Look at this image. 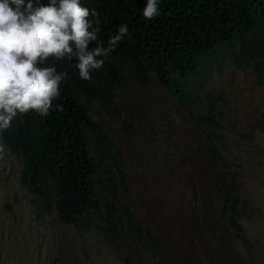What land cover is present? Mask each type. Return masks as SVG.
I'll list each match as a JSON object with an SVG mask.
<instances>
[{
	"label": "trees",
	"instance_id": "16d2710c",
	"mask_svg": "<svg viewBox=\"0 0 264 264\" xmlns=\"http://www.w3.org/2000/svg\"><path fill=\"white\" fill-rule=\"evenodd\" d=\"M146 2L81 0L90 9L93 28L99 29L90 49L98 42L109 47L110 37L122 23L127 24L131 38L125 36L107 57H101L104 65L91 72L90 81L80 78L75 58L50 56L38 65L67 73L58 86L59 98L47 116L35 110L18 113L11 127L0 132V141L21 162L18 182L37 213L54 209L71 231L92 232L116 249L124 231L132 245L149 252L154 264H178L150 224L125 202L117 212L108 198V194L115 196L117 184L126 190L123 171L108 135L84 110L78 96H96L107 84L119 83L125 63L140 80L151 73L193 122L209 157L227 167L226 136L249 140L255 126L245 132L222 124L228 102L236 101L231 91L227 100L218 85L231 81L233 71L241 68L264 84V0H159V15L153 19L143 15ZM109 107L118 112L117 106ZM259 113L264 117V108ZM257 121L264 125V118ZM221 181L222 210L228 224L240 228L238 219L245 212L248 215L251 203L238 188L234 172L224 168ZM189 211L195 219L197 212ZM122 260L128 264L126 257Z\"/></svg>",
	"mask_w": 264,
	"mask_h": 264
},
{
	"label": "rangeland",
	"instance_id": "374dc122",
	"mask_svg": "<svg viewBox=\"0 0 264 264\" xmlns=\"http://www.w3.org/2000/svg\"><path fill=\"white\" fill-rule=\"evenodd\" d=\"M126 64L119 83L108 82L96 96H78L108 135L123 171L126 190L117 184L115 196L107 195L117 212L127 203L165 241L178 264H264V125L257 121L264 118L259 117L264 84L241 68L218 85L227 100L231 91L236 101L228 102L222 124L245 132L255 126L249 140L226 136L223 155L229 164L220 167L193 122L151 73L140 80ZM20 167L0 141V264H124L122 257L128 264H154L124 231L116 249L92 232L71 231L54 209L37 213L18 182ZM224 168L234 172L251 203L248 215L238 219L240 228L230 226L222 210Z\"/></svg>",
	"mask_w": 264,
	"mask_h": 264
},
{
	"label": "clouds",
	"instance_id": "9594fccd",
	"mask_svg": "<svg viewBox=\"0 0 264 264\" xmlns=\"http://www.w3.org/2000/svg\"><path fill=\"white\" fill-rule=\"evenodd\" d=\"M159 0H147L146 19L159 15ZM92 16H96L94 10ZM90 9L81 0H0V132L11 127L17 114L37 111L49 114L59 98V84L67 76L54 66L40 67L48 58H75L81 79L90 81L91 72L104 65V59L125 36L127 24L109 39V47L98 42ZM90 29H92L90 31Z\"/></svg>",
	"mask_w": 264,
	"mask_h": 264
},
{
	"label": "crops",
	"instance_id": "0c3cea01",
	"mask_svg": "<svg viewBox=\"0 0 264 264\" xmlns=\"http://www.w3.org/2000/svg\"><path fill=\"white\" fill-rule=\"evenodd\" d=\"M176 257V255H174ZM177 258V257H176ZM177 261L179 262V259H177ZM181 264V263H180Z\"/></svg>",
	"mask_w": 264,
	"mask_h": 264
}]
</instances>
